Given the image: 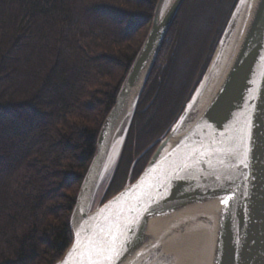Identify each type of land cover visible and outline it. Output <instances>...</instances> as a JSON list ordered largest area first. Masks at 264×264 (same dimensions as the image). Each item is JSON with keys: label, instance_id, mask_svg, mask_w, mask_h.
Returning a JSON list of instances; mask_svg holds the SVG:
<instances>
[{"label": "trees", "instance_id": "16d2710c", "mask_svg": "<svg viewBox=\"0 0 264 264\" xmlns=\"http://www.w3.org/2000/svg\"><path fill=\"white\" fill-rule=\"evenodd\" d=\"M156 2L0 0V264H55L70 244L97 133ZM237 2L182 4L130 125L149 115L140 126L147 140L138 141L139 129L132 138L137 152H148L130 182L182 112ZM132 142L126 136L102 202L125 186Z\"/></svg>", "mask_w": 264, "mask_h": 264}, {"label": "water", "instance_id": "95a60500", "mask_svg": "<svg viewBox=\"0 0 264 264\" xmlns=\"http://www.w3.org/2000/svg\"><path fill=\"white\" fill-rule=\"evenodd\" d=\"M184 1L157 0L154 5L148 32L97 133L69 218L70 244L55 264L66 259L75 264L73 250L85 230L110 224L109 218L128 229L116 233L115 264H168L165 246L198 220L209 224L206 264H264V0H244L227 58L197 106L238 0L198 85L140 175L129 182L131 165L126 185L95 203L116 167L157 55ZM123 124L121 144L104 175Z\"/></svg>", "mask_w": 264, "mask_h": 264}, {"label": "bare ground", "instance_id": "6f19581e", "mask_svg": "<svg viewBox=\"0 0 264 264\" xmlns=\"http://www.w3.org/2000/svg\"><path fill=\"white\" fill-rule=\"evenodd\" d=\"M245 1L242 0L240 6L238 7L236 13L226 29V32L220 42V45L216 51L213 65L211 67V75L208 79L207 86L200 97L199 103L201 104L202 98L206 97L207 92L212 87L215 82L223 63L225 62L227 55L230 50L232 41L234 40L235 32L241 20V15L244 9ZM205 94V95H204ZM204 95V96H203ZM203 98V99H204ZM196 106V107H197ZM122 128L116 134L114 141L111 146L110 154L107 159L103 174H107L112 166L115 156L118 152L119 146L123 138V131L125 124L121 126ZM208 231L209 224L207 220H198L194 223H189L182 232L179 233L178 238H172V241L165 246V251L170 252L168 255V264H206L208 255Z\"/></svg>", "mask_w": 264, "mask_h": 264}, {"label": "snow or ice", "instance_id": "6c2138e0", "mask_svg": "<svg viewBox=\"0 0 264 264\" xmlns=\"http://www.w3.org/2000/svg\"><path fill=\"white\" fill-rule=\"evenodd\" d=\"M223 203L227 204L228 201L224 200ZM109 219L110 224L105 221L85 230L87 235L82 242L78 240L79 246L73 250L76 253L75 264H115L119 256L115 246L119 239L116 233L119 231L123 235L128 229L123 223ZM77 235L79 237V233ZM64 264H69V260L66 259Z\"/></svg>", "mask_w": 264, "mask_h": 264}, {"label": "rangeland", "instance_id": "374dc122", "mask_svg": "<svg viewBox=\"0 0 264 264\" xmlns=\"http://www.w3.org/2000/svg\"><path fill=\"white\" fill-rule=\"evenodd\" d=\"M180 10V9H179ZM179 12V11H178ZM150 25V24H149ZM172 26V25H171ZM148 29H149V26H148ZM148 29H147V32H148ZM147 32H146V34H147ZM161 49V48H160ZM158 56V55H157ZM147 84V83H146ZM145 89V88H144ZM144 91V90H143ZM152 102V100L151 101H149V103H151ZM148 103V104H149ZM148 106L146 105V108H147ZM137 109V108H136ZM148 116L149 115H146L144 118H145V120H143L141 123H140V125H139V127H137V129H136V127L134 126L133 128H129L130 130H129V133H128V135H127V137L130 139V142H132V138H133V136H135V132H136V134H137V130L139 129V135L141 136V137H138V141L139 142H141V141H145V140H147V137H146V134L144 133V132H141L140 131V126L143 124V122L144 121H147V119H148ZM136 143H138V142H132V151H131V149L129 148L128 150H129V154L131 155V160H132V162H131V164H130V167H131V165H132V168L134 169L135 168V165H137V162H138V160H140L147 152H148V149H143V151L142 152H137V150H136ZM127 145L125 144V147H126ZM151 156V155H150ZM150 158V157H149ZM149 160V159H148ZM148 162V161H147ZM130 167H129V169H128V172H129V170H130ZM114 170V169H113ZM113 170L111 171V173H110V175H108L107 177H106V181L102 184V186L100 187V191H99V193L97 194V198H96V200H95V203H96V201H98L99 200V198L101 197V196H104V193H105V191H106V189H107V187H108V185L110 184V181H111V179H112V177H113ZM128 172H127V175H126V179H125V182L127 183V180H128ZM130 182V181H129ZM126 183H124L125 185H126ZM108 184V185H107ZM107 186V187H106ZM79 189V188H78Z\"/></svg>", "mask_w": 264, "mask_h": 264}]
</instances>
